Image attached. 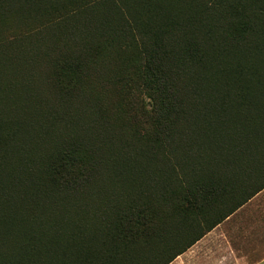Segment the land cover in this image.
Instances as JSON below:
<instances>
[{"label": "trees", "instance_id": "trees-1", "mask_svg": "<svg viewBox=\"0 0 264 264\" xmlns=\"http://www.w3.org/2000/svg\"><path fill=\"white\" fill-rule=\"evenodd\" d=\"M173 1L176 7L167 9L166 0L140 4L142 12L157 9V17L173 10L168 18H157L161 24L130 10L129 0H0V28L13 14V2L21 13L29 10L27 18L43 13V6L48 16L79 11V28L88 37L71 54L55 58L59 61H52L51 71L33 60L30 50H9L5 60L0 55V264H114L131 247L166 234L173 219L183 224L223 204L226 213L211 231L264 190L260 183L238 199L237 189L243 193V187L235 183L238 168L256 165V176L264 171V156H257L258 149L264 151V100L259 98L264 90V0H217L214 19L205 9L198 12ZM98 5L110 16L91 18L89 12ZM112 47L135 52V60L112 69V87L104 88L110 90L108 101L89 106L85 84L104 70L99 55ZM94 128L99 132L86 136ZM129 131L165 162L183 148L189 161L205 165L204 180L176 175L173 188L166 184L156 200L145 197L129 205L107 241L96 232L111 201L124 195L122 188L82 190L96 176L105 151ZM146 169L135 173L146 184L168 175L148 164ZM63 190L81 193L82 203L65 201Z\"/></svg>", "mask_w": 264, "mask_h": 264}, {"label": "rangeland", "instance_id": "rangeland-1", "mask_svg": "<svg viewBox=\"0 0 264 264\" xmlns=\"http://www.w3.org/2000/svg\"><path fill=\"white\" fill-rule=\"evenodd\" d=\"M65 1L70 3L72 0ZM142 1L143 0H129L132 6L128 8L132 10L134 7L144 20L163 24V22L157 18H168L174 14L172 10L168 15L165 10L162 16L157 17L154 13L157 9L151 10L148 13L142 12L139 9ZM178 1V3L184 7L187 3L192 5V9L196 8L198 12L205 9L206 12H209L206 16L212 19H214L217 7H219L217 0ZM249 1L254 0H248L247 2ZM166 3V9L170 5L176 7V3L173 0H166ZM223 4H225V1H223ZM61 6L62 5H57L56 7L59 8ZM46 8L43 6L40 10L43 13L27 18L29 10H24L23 13H21L18 6L12 2L11 11L13 14L9 17L5 27L0 28V55L2 56L0 57L2 60H5L4 56L9 53V50L12 51L15 48H22L30 50L31 53H29L33 56V60L36 62L38 61L43 66L45 65V68L51 71L52 61L55 58H58V56L61 57L64 54H71V49L75 47L78 41L88 42V40H86L88 37L85 32L83 33L84 28H79L83 20L82 18H78L79 11H70L69 13L61 15L52 12V15L48 16L45 14L47 12ZM100 15L110 16L109 11L103 5H98L97 8L89 12L91 18L99 17ZM67 17L70 18L68 21H66ZM112 48H109L106 53H101L99 55V58L103 55L101 65L103 63L105 64L103 67L104 70H102L97 79L85 84L89 90V93L85 95V98L89 100L86 104L89 106H91L93 102L94 105L96 103L100 105L101 103L107 102L109 96L108 92H110V90H104V88L112 87L108 83L111 70L113 69L116 72L121 68L122 62L128 61V64H130L135 60V52L128 51L121 53L120 50ZM88 59H92L91 54H89ZM56 61L59 60L55 59V62ZM128 66L131 65H123L122 67L126 68ZM262 70L264 71V67ZM50 76L51 74L46 75L43 80H49ZM259 98L264 100V90ZM19 106H21V104H19ZM107 106L114 107L115 104L106 103V107ZM85 111L86 109H82L81 114H84ZM247 114L253 118L255 117V113L252 111L247 112ZM95 122L97 124L100 123L98 120H95ZM74 129L75 127L69 131ZM62 130L63 129L59 127L60 133L64 132V130ZM87 131H90L88 125ZM97 132L99 131L94 128V132L92 134H86V136L93 135ZM64 134L65 132L62 135ZM96 143L99 142L96 141ZM131 143L135 144V146H131ZM144 144V140H140L139 136L133 131H129L125 138H116V142L113 144L114 146H112L111 150H108V152L105 151L103 163L98 166L96 176H94L92 181L85 184L82 190L91 192L93 189L105 186L107 191L114 192V189L117 190V187H120L124 193V195L118 198L115 197L111 201L112 203L109 209L104 213V216H101L102 230L100 229L96 232L101 239L105 238L107 241H111L109 232H112L117 217L126 213L129 205L134 202L144 201L145 197L150 200H156L162 196V193L167 189L165 186L166 184H172L171 188H173V182L177 178L176 175H179L181 178L184 177L189 181L203 179L201 176L205 171V165L198 164L199 161L196 160H190L192 162L190 163L187 156L188 154L186 151H183V148L178 147L176 151L173 150L174 152L171 155L169 154L170 156H167L169 162H165L163 160V155L159 151L150 149L144 146ZM258 150L259 153L257 156H264V151L262 149ZM254 160L259 161V158L254 157ZM157 161H160L161 165ZM259 162L262 164V161ZM147 164L153 169L162 168L168 172V175L164 173L165 176L161 175L154 183L146 184L145 177L135 175V173L138 171L146 172ZM255 166L236 169L237 174L235 175V183H237L239 188L243 187V193H240L237 189L236 195L238 199L252 192L258 184L264 183V171L262 176H256ZM236 167L237 164L235 168ZM207 168H209L208 165ZM231 179V181H233V177ZM139 180L141 182H138ZM63 193H65V201L70 203L78 202V204L82 203L80 199L82 197L79 196L81 193L72 191H64ZM132 193L133 195H131ZM222 205H216L213 208L207 207L201 215L191 216L190 219L183 224H179L174 219L171 220L168 224V231L166 234H159L149 245L131 247L127 252L115 259L114 264H167L171 262L177 253L184 250L201 235H205L209 232V229L218 218L226 213V209ZM98 212L101 211L98 210ZM74 224H76V222Z\"/></svg>", "mask_w": 264, "mask_h": 264}, {"label": "crops", "instance_id": "crops-1", "mask_svg": "<svg viewBox=\"0 0 264 264\" xmlns=\"http://www.w3.org/2000/svg\"><path fill=\"white\" fill-rule=\"evenodd\" d=\"M168 264H264V190Z\"/></svg>", "mask_w": 264, "mask_h": 264}, {"label": "bare ground", "instance_id": "bare-ground-1", "mask_svg": "<svg viewBox=\"0 0 264 264\" xmlns=\"http://www.w3.org/2000/svg\"><path fill=\"white\" fill-rule=\"evenodd\" d=\"M84 226H85V224H84ZM13 234H14V232H13ZM1 246V245H0ZM6 254V253H5Z\"/></svg>", "mask_w": 264, "mask_h": 264}]
</instances>
